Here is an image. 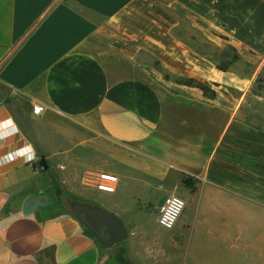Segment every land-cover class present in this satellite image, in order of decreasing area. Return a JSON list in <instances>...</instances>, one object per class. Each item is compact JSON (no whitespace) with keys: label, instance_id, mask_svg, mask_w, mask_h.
<instances>
[{"label":"crops","instance_id":"0c3cea01","mask_svg":"<svg viewBox=\"0 0 264 264\" xmlns=\"http://www.w3.org/2000/svg\"><path fill=\"white\" fill-rule=\"evenodd\" d=\"M222 42L254 73L221 71L207 47ZM262 72L264 0H0V135L17 128L0 155L37 156L0 166V264H264ZM87 170L117 192L85 188ZM173 194L186 207L168 231L156 212ZM66 197L127 240L104 248Z\"/></svg>","mask_w":264,"mask_h":264},{"label":"built area","instance_id":"2783aa9c","mask_svg":"<svg viewBox=\"0 0 264 264\" xmlns=\"http://www.w3.org/2000/svg\"><path fill=\"white\" fill-rule=\"evenodd\" d=\"M42 108L34 107V114L40 113ZM10 125V133L0 135V141H4L8 136L17 131L16 126L11 120L7 121ZM23 158L27 163H34L37 156L30 146L17 149L11 153L0 155V166ZM82 184L85 188L93 189L99 192L114 194L117 192L119 177L114 173L103 172L98 170H87L83 174ZM186 207L184 199L178 195L167 196L159 211L158 223L168 231H173L180 220Z\"/></svg>","mask_w":264,"mask_h":264},{"label":"water","instance_id":"95a60500","mask_svg":"<svg viewBox=\"0 0 264 264\" xmlns=\"http://www.w3.org/2000/svg\"><path fill=\"white\" fill-rule=\"evenodd\" d=\"M46 167V165H45ZM70 211L78 218L97 238L104 230L109 239H101L104 248L110 249L123 243L128 238V231L124 223L110 212L90 204L75 201L70 205Z\"/></svg>","mask_w":264,"mask_h":264},{"label":"rangeland","instance_id":"374dc122","mask_svg":"<svg viewBox=\"0 0 264 264\" xmlns=\"http://www.w3.org/2000/svg\"><path fill=\"white\" fill-rule=\"evenodd\" d=\"M187 24H190L189 21L183 20L182 21V26L185 27V25L187 26ZM188 27V26H187ZM186 27V28H187ZM195 41L204 46L207 45V43H203L202 42V37H198V38H194ZM222 45L220 47H218L216 44L214 45H210L209 47H207L210 51H212L213 49H215V53L214 55H209L207 54L210 58H213L215 61H217L220 64H227L231 61H233L235 54H237L234 50V48H232V46L228 45L226 42H222ZM257 64L254 63H249L247 61H245L244 59H240L238 58L237 61H235L233 63V67L235 68L236 71L238 72H243L246 71L247 73L251 74L254 73ZM165 80L169 83V85L171 87H176V85H179V81L181 79H184L183 76H179V75H175V74H170L169 72H165ZM264 89V72H262L260 74V76L257 78L256 80V84H255V90L254 92H258L260 90ZM7 92V91H6ZM222 103H227L225 101H222ZM252 108L257 109L258 111L264 110V101H253L251 102ZM65 207L70 210V206L67 204L65 205ZM159 210H157L156 214L159 216Z\"/></svg>","mask_w":264,"mask_h":264},{"label":"trees","instance_id":"16d2710c","mask_svg":"<svg viewBox=\"0 0 264 264\" xmlns=\"http://www.w3.org/2000/svg\"><path fill=\"white\" fill-rule=\"evenodd\" d=\"M220 37H221V39H224V40L227 39V38L224 37V36H220ZM238 58H239L238 55L235 54V56H234V58H233V59H234L233 61H231V62H229V63H227V64H220V65L218 66V68H219L221 71H227V70L229 69V67H230L231 65H233V63H234L235 61L238 60ZM179 84H180V85H183V86H188V87L196 88V89L202 91L203 94H204V96L207 97V98H209V99L215 100V99L217 98V93H216L215 90H213L212 88L208 87L207 85H205V84H203V83H201V82H199V81H197V80H195V79H192V78H190V79H181V80L179 81ZM183 181H184V184H185L187 187H189V188H193V183H191L190 178H187L186 176H184V177H183ZM66 199H67L69 205H70L71 203H73V202L76 201V200H74V199H72V198H70V197H66Z\"/></svg>","mask_w":264,"mask_h":264},{"label":"flooded vegetation","instance_id":"af4514ba","mask_svg":"<svg viewBox=\"0 0 264 264\" xmlns=\"http://www.w3.org/2000/svg\"><path fill=\"white\" fill-rule=\"evenodd\" d=\"M99 236H100V238H98V239L100 240L101 243H102L101 239H109V235L107 233H105L104 230H101V232L99 233Z\"/></svg>","mask_w":264,"mask_h":264}]
</instances>
